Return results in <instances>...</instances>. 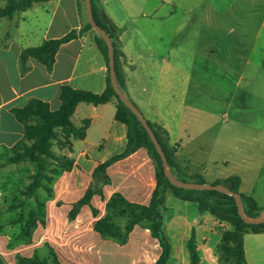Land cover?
Wrapping results in <instances>:
<instances>
[{
  "label": "crops",
  "instance_id": "crops-1",
  "mask_svg": "<svg viewBox=\"0 0 264 264\" xmlns=\"http://www.w3.org/2000/svg\"><path fill=\"white\" fill-rule=\"evenodd\" d=\"M79 2L40 1L13 19L3 18L8 22L0 33V150L13 148L24 140L25 125L18 121L13 109H23L37 99L48 103L52 111H58L62 107L60 94L64 86L95 94L106 90L109 66L93 29L62 45L52 70L31 58L23 73L21 54L25 49L60 39L74 30L84 31L88 21ZM100 2L106 16L122 30L118 39L119 50L124 55L120 87L147 121L168 132V145L177 148L173 173L188 182L199 177L207 184L238 176L240 192L256 200L255 185H248L243 174H225L220 170L229 161L220 159L216 147L218 133L214 123L219 100L215 101L213 93L210 98L205 97V92L214 86L203 80L204 69L199 65L203 48L200 52L199 47L194 52L188 49L190 40L199 43L200 38L188 35L186 20L174 27L172 18L178 8H172L171 0ZM260 7L264 15V6ZM181 12L187 14L188 10L183 8ZM142 17L148 18L145 25L150 28V35L137 29L136 21ZM117 107L115 99L99 106L87 103L77 106L73 125L82 128L89 121V126L84 139L71 137L72 149L62 150L73 166L55 178L52 196L43 200L46 224L39 222L31 242L25 243L15 240L19 234L14 233L15 225L0 219V226H4L0 232L3 264H18L19 256L50 261L51 250L61 264H155L158 261L162 248L148 228L136 226L124 245L105 239L95 230L96 222L107 215V204L115 195L132 204L149 206L158 183L156 164L145 148L113 163L105 172L96 173L100 165L122 154L128 144V127L116 119ZM225 148L222 151L231 154V148ZM88 192L89 203L71 219L75 205ZM165 196L164 231L172 244L169 264H187L183 257L188 256V242L193 234L199 250L208 256L204 259L215 264L214 249L220 242L221 222L208 211L200 212L196 199L184 200L173 191ZM246 237V257L250 264Z\"/></svg>",
  "mask_w": 264,
  "mask_h": 264
},
{
  "label": "rangeland",
  "instance_id": "rangeland-1",
  "mask_svg": "<svg viewBox=\"0 0 264 264\" xmlns=\"http://www.w3.org/2000/svg\"><path fill=\"white\" fill-rule=\"evenodd\" d=\"M5 4L0 0L1 6ZM170 4L172 8H178L172 18L174 27L177 22L185 23L186 20L188 35H199V43L190 40L188 49L194 52L199 47L200 52L203 48L202 60L199 59V65L204 69L203 80L214 86L205 92V97L210 98L213 93L215 101L219 100L218 118L214 123L218 133L216 147L220 151V159L229 161L220 170L225 174H243L248 185H255V198L264 209V15L260 7L264 6V0H171ZM80 5L88 21L84 0H80ZM183 8L188 10L187 14L181 12ZM147 21V17L138 18L137 29L150 35V28L145 25ZM6 22V19L0 18V33L5 29ZM208 125L205 123V126ZM63 134L59 130L57 138L52 141L53 157L46 159V178L52 177L56 168L61 170L66 166L62 150L68 146L62 138ZM26 144L31 146L32 142ZM224 147H227L225 150L231 148V154L222 151ZM15 148L0 150V219L8 225H15L17 231L14 233L18 234L22 224L27 226L30 217L37 218L42 212L43 208H39L38 204L47 197L51 184L47 179L43 180V187L37 194L28 195L27 187L38 167L29 161L15 162ZM17 151L22 152L19 148ZM244 206L247 212L250 208L246 202ZM126 211L127 215L117 212L111 215L112 222L122 229L128 223L129 210ZM252 212L251 217H257L264 210ZM218 216L216 218L221 227L220 242L214 249L215 264H221L222 258H227L223 236L235 227L234 216L227 212L218 213ZM17 220L21 224H16ZM243 230L244 242L248 235L249 263L264 264V229L260 233L262 235L254 233L249 226ZM193 240L198 264H208L204 259L206 254L198 248L195 235ZM187 251L188 256L183 260L192 264Z\"/></svg>",
  "mask_w": 264,
  "mask_h": 264
},
{
  "label": "trees",
  "instance_id": "trees-1",
  "mask_svg": "<svg viewBox=\"0 0 264 264\" xmlns=\"http://www.w3.org/2000/svg\"><path fill=\"white\" fill-rule=\"evenodd\" d=\"M6 2L5 6L0 5V18L13 19L14 16L20 12H24L31 8L35 3L45 0H3ZM80 1V0H79ZM101 0H92L93 13L96 23L104 29L113 40L115 47V64L116 72L119 84L122 86V63L121 58L124 56L119 50L118 39L122 32L104 13ZM80 3V2H79ZM81 6V5H80ZM93 29L91 25L87 24L84 31L77 32L71 31L64 37L54 40H46L41 46L25 49L21 54V63L23 73L27 71L25 68L26 62L33 58L43 64H45L48 70H52L56 61V55L62 45L71 42L72 40L83 35L85 30ZM97 45L106 58L109 66L108 48L105 41L98 35L96 39ZM117 100L118 107L116 112V119L128 127V144L126 150L109 160L108 162L100 165L96 173L105 172L106 169L113 163L122 160L131 154L135 153L141 148H145L150 156L153 158L157 169V188L154 192L152 202L149 206L132 204L128 202L123 196L115 195L107 204V215L96 222L95 230L105 239L113 240L121 245L128 242L130 234L136 226H142L150 229L154 238L158 239L162 248V254L155 264H169L172 255V244L164 231V209H165V195L168 190H172L177 196L184 200L196 199L199 203L200 212H210L215 217H219L218 213L227 212L228 215L235 217L234 230L226 232L223 236L224 253L227 258H222L221 264H248L245 242H244V227L249 226L254 229V233H263L264 224L262 225H249L246 224L240 217L236 201L233 197L223 194L217 191H190L183 190L174 187L168 178L166 177L161 158L155 148V145L150 139L146 129L142 126L139 119L135 114L126 107L116 95L110 79V69L108 75V82L106 90L101 94H95L89 91H81L72 89L69 86H64L61 90L60 100L62 107L58 111H52L50 105L41 100L33 99L23 109H13V113L18 121L24 123L25 134L24 140L16 145L14 149L16 151V157L14 161H29L34 163L38 170L31 177V182L27 187V194L34 196L37 191L43 187V180H48V183L52 186L55 178L59 176L62 171L69 170L73 166V161L64 156L67 161L66 166L59 170L56 168L53 172V176L46 178L44 172L46 171V159L53 157L52 141L57 138L58 131L61 130L63 140L67 143L68 148L72 149L71 137L75 139H84L86 137V130L89 126V121L84 123L82 128H76L72 123V117L76 111L77 106L80 103L92 104L95 106L104 105L110 103L112 100ZM149 125L155 131L163 150L165 151L170 167L173 169L176 166L175 153L177 148L170 147L168 145L169 134L161 126L148 121ZM26 142H32L31 146H28ZM17 148L22 152L17 151ZM181 179L179 176H177ZM194 182L206 183L199 177L194 178ZM183 180V179H181ZM186 181V180H183ZM218 182L212 185H217ZM221 184L228 186L232 191L240 193L243 202H246L249 206L247 215L251 216L252 211H262V209L253 197L246 196L240 192L241 179L238 176H233L228 180L221 181ZM90 193L86 195L84 199L79 201L74 210L70 214V218L74 219L79 213L81 207L89 203ZM52 196V188L50 187L47 197ZM225 201H228L226 203ZM39 208H43L37 218L30 217L28 225L20 228L21 232L16 236V241H24L30 243L34 232L40 222L45 225V211L44 203L39 202ZM228 207V208H227ZM126 210H129L128 223L125 228L117 226L112 222L111 215L113 212L125 215ZM251 211V212H250ZM94 214L97 212L94 210ZM127 215V214H126ZM23 219V217L21 218ZM16 224H21L20 220L15 221ZM27 223V222H26ZM4 226H0V232ZM193 234V238H194ZM193 238L188 242V250L190 252L191 263L198 264L199 257L196 252L195 243ZM0 264H3L0 261ZM18 264H61L56 253L51 250V258L39 260L38 258L28 259L18 257Z\"/></svg>",
  "mask_w": 264,
  "mask_h": 264
},
{
  "label": "water",
  "instance_id": "water-1",
  "mask_svg": "<svg viewBox=\"0 0 264 264\" xmlns=\"http://www.w3.org/2000/svg\"><path fill=\"white\" fill-rule=\"evenodd\" d=\"M85 8H86V14L88 18V22L93 28L94 31L97 32V34L105 41L107 48H108V55H109V69H110V79H111V85L118 96L119 100L128 107L135 116L139 119L142 126L146 129L147 133L150 136L151 141L155 145V148L161 158L163 170L170 181V183L177 188L183 189V190H190V191H217L223 194H227L231 197H233L236 201L237 208L239 215L241 219L249 225H262L264 224V212L257 216V217H251L247 215L243 199L240 195V193H236L232 191L228 186L224 184H207V183H200V182H188L183 181L179 179L172 171L167 155L165 151L163 150L158 138L156 137L155 131L152 129V127L149 125L147 119L145 118L144 114L139 110V108L128 98V96L123 92V90L120 87L117 72H116V64H115V47L113 44V40L108 35V33L102 29L95 21L94 13H93V3L92 0H84Z\"/></svg>",
  "mask_w": 264,
  "mask_h": 264
}]
</instances>
